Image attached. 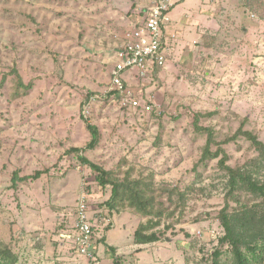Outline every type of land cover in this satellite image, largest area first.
Wrapping results in <instances>:
<instances>
[{
	"label": "rangeland",
	"instance_id": "rangeland-1",
	"mask_svg": "<svg viewBox=\"0 0 264 264\" xmlns=\"http://www.w3.org/2000/svg\"><path fill=\"white\" fill-rule=\"evenodd\" d=\"M149 2L0 0V252L15 264H211L216 249L229 251L219 243L224 180L218 160L195 170L207 136L194 120L199 114L220 142L242 125L264 142V0H175L173 51L163 68L126 77L141 103L127 109L109 93L111 72ZM88 125L98 129L94 149ZM73 148L120 180L153 177L158 201L179 207L151 231L158 242L136 244L150 218L111 210V186L102 188ZM224 148L233 167L257 155L244 137ZM15 174L28 178L14 183ZM193 183L185 205L177 195L171 205L167 192ZM84 197L96 263L75 243Z\"/></svg>",
	"mask_w": 264,
	"mask_h": 264
},
{
	"label": "trees",
	"instance_id": "trees-1",
	"mask_svg": "<svg viewBox=\"0 0 264 264\" xmlns=\"http://www.w3.org/2000/svg\"><path fill=\"white\" fill-rule=\"evenodd\" d=\"M18 78L20 88L29 91L33 87L32 84L25 85L20 76ZM4 80L5 78L0 88ZM199 118L200 115L196 114L194 126L198 132L207 136V141L195 170L197 171L200 164L207 166L209 162L218 160L217 176L224 180L226 189L225 204L218 214V220L223 229V236L220 237L219 243L221 247L228 246L229 251L216 249L211 255L213 259L211 264H264V142L256 134L244 130L243 125L233 136L220 142L212 128L199 125ZM88 128L93 134V139L87 148L94 149L98 143V129L91 125H88ZM240 137H244L251 143L257 155L245 164L233 167L228 164L230 157L224 146L235 142ZM213 147L216 149L213 150ZM82 151L73 148L70 152L77 154V160L98 173L96 180L102 188L111 186V197L106 203L111 210L119 206H127L142 217L150 218L146 225H141L135 232L136 244L147 245L158 242L160 240L158 233L151 231L160 226L163 221L167 223L174 219L179 207L170 211L163 202L158 201L159 196L154 188L152 176L148 179H132L131 173H127L124 179L120 180L114 177L112 171H106L80 155ZM41 174L36 173L33 178L38 179ZM201 176L202 174L196 172V179H200ZM25 179H20L15 174L13 181L16 183L18 180ZM199 190L203 191V189ZM195 191L194 183L184 190L176 187L167 192V200L173 205L174 196L177 195L180 204L184 206L186 198ZM232 204L235 205L232 206ZM170 228L171 225L166 226V229ZM226 254L229 257L223 261L222 258ZM9 256V251L0 252V259L4 258L10 264H15L16 258L9 260L11 258ZM116 264L119 263L116 262Z\"/></svg>",
	"mask_w": 264,
	"mask_h": 264
},
{
	"label": "built area",
	"instance_id": "built-area-1",
	"mask_svg": "<svg viewBox=\"0 0 264 264\" xmlns=\"http://www.w3.org/2000/svg\"><path fill=\"white\" fill-rule=\"evenodd\" d=\"M175 4V0H150L143 12L142 23L125 35L116 52L109 93L119 97L123 108L136 110L141 107L138 98L127 87L126 77L133 72L145 76L156 68H163L168 61L173 49L167 29L172 26L170 12ZM75 229L78 252L96 263L98 259L92 250L94 229L88 218L85 197L79 203Z\"/></svg>",
	"mask_w": 264,
	"mask_h": 264
},
{
	"label": "crops",
	"instance_id": "crops-1",
	"mask_svg": "<svg viewBox=\"0 0 264 264\" xmlns=\"http://www.w3.org/2000/svg\"><path fill=\"white\" fill-rule=\"evenodd\" d=\"M175 23L172 21V25H174Z\"/></svg>",
	"mask_w": 264,
	"mask_h": 264
}]
</instances>
